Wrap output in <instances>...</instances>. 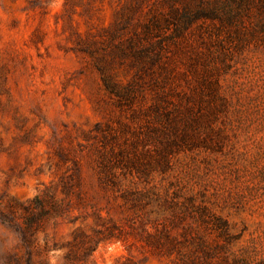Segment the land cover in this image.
Segmentation results:
<instances>
[{"label":"rangeland","instance_id":"374dc122","mask_svg":"<svg viewBox=\"0 0 264 264\" xmlns=\"http://www.w3.org/2000/svg\"><path fill=\"white\" fill-rule=\"evenodd\" d=\"M247 1L231 19L198 18L178 35L170 25L153 63L133 49L150 43L143 25L166 0H0V264H26L17 231L24 207L43 192L62 197L73 161L80 199L69 195L68 211L38 232L41 248L56 246L49 264L61 263L76 227L92 234L110 224L124 235L100 241L88 264H264L263 11ZM103 77L134 90L131 107L118 105ZM162 77L167 106L190 105L189 124L169 134L168 169L150 176L169 200L156 223L172 237L168 252L152 250L143 237L152 223L142 229L143 211L126 219L130 210L99 186L96 171L102 152L158 158L151 119L133 107L152 101Z\"/></svg>","mask_w":264,"mask_h":264},{"label":"trees","instance_id":"16d2710c","mask_svg":"<svg viewBox=\"0 0 264 264\" xmlns=\"http://www.w3.org/2000/svg\"><path fill=\"white\" fill-rule=\"evenodd\" d=\"M257 2L259 8L263 11L261 24L264 28V0H257ZM242 3L244 5L250 2L247 0H166V11L153 15L143 25V37L150 40V43L133 49V54L139 59L148 58L154 63L159 59L162 41L167 37L165 29H168L170 25L172 31L176 33L175 35H178L198 18H211L220 21L224 17L231 19L238 14L237 8ZM164 35L165 38H162ZM171 37V34L168 35V38ZM151 38H155L156 41H151ZM156 47H158V51ZM102 83L106 92L116 96L118 105L131 107L134 103L135 94L130 87L119 89L107 77L102 78ZM166 85L165 77L155 79L151 85V91H153L152 101L146 106L133 107V113H145L151 119L147 121V127L152 131V134L147 136V139L152 137L159 142L161 151H159L158 158L142 161L135 154L129 152L128 149L123 148L112 159L108 153L102 152L96 165L99 186L103 190H107L113 199L119 200L120 207L130 210L126 219L132 215L139 216V212L143 211L139 216L138 223L141 226L144 221L152 223L151 227L154 232L144 230L143 237L153 247L152 250L157 252H168L171 249L172 237L169 231L167 229L158 231L156 227L159 208L168 204L169 200L166 198L165 191V194L160 193L159 187L152 182L150 176L152 172L157 171V167L162 174L168 169L170 164L167 151L174 140L169 134L177 133L176 130L182 121L183 124H189L188 120H182V115H184V111L190 110V105L167 106L166 95L169 93V89L166 88ZM96 125L98 126V123ZM184 130L183 133L186 132V128ZM112 154L114 156V153ZM73 166L71 175L67 179H61L60 193L63 195L62 197L57 198L52 193L43 192L41 195L34 196L24 207L23 223L18 226L17 231L23 246L27 250L26 264H33L35 256L40 258V264H49L48 252L56 249V246L55 244L49 246L44 242V246L41 248L38 242V232L42 229L45 220L62 217L68 211L70 207L69 195L73 194L77 199H80L79 192L71 190L72 180L77 186L79 183L78 163L73 161ZM139 184H142L141 188L138 186ZM169 210L170 215L175 220L180 219L178 212L172 205ZM94 217L97 222L102 223L103 217L99 213L94 212ZM129 227L132 230L136 229L133 223H130ZM113 229H116L115 225L110 224L105 226L104 229H93V233L88 234L82 227H76L71 233V239L67 241L69 248L62 254L60 264H88L86 257L100 241L112 237L121 238L124 235L121 231L115 233ZM118 264L136 263L126 259Z\"/></svg>","mask_w":264,"mask_h":264}]
</instances>
